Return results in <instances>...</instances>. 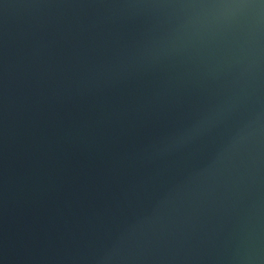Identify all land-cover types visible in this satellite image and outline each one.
Listing matches in <instances>:
<instances>
[{"label": "water", "instance_id": "1", "mask_svg": "<svg viewBox=\"0 0 264 264\" xmlns=\"http://www.w3.org/2000/svg\"><path fill=\"white\" fill-rule=\"evenodd\" d=\"M0 264H264V0H0Z\"/></svg>", "mask_w": 264, "mask_h": 264}]
</instances>
